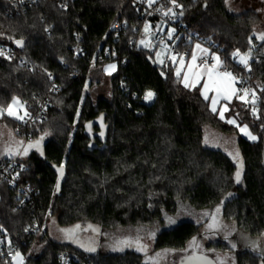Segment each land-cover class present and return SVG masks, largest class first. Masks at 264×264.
<instances>
[{"label":"trees","instance_id":"1","mask_svg":"<svg viewBox=\"0 0 264 264\" xmlns=\"http://www.w3.org/2000/svg\"><path fill=\"white\" fill-rule=\"evenodd\" d=\"M226 1L176 0L187 34L194 37L190 42L183 38L179 49L184 52L194 42L204 41L215 47L225 66L231 65L233 53L249 54L250 81L262 96V115L264 41L257 43L253 36L258 13L234 14ZM120 3L71 0L63 10L56 0H44L11 15L8 1L0 0V46L17 49L26 61L23 66L16 59L0 57V108H7L13 98L29 105L34 114L46 105L44 119L33 125L6 115L0 123L28 144L40 141L42 130L52 134L22 161L21 184L38 191L31 203L17 208L15 191L0 183V222L15 242L24 238L34 221L44 225L50 216L56 217L60 228L91 226L107 236L119 228L160 224L165 215L175 217L186 207L194 217L163 228L154 246L155 251L184 253L199 236L201 225L213 224V213L224 203L219 218L233 232L227 240L209 242L207 255L218 264H224L223 254L232 255L235 264H264V251L249 246L264 237L263 116L256 119L253 106H241L237 120L246 123L258 141L240 137L210 110L199 88L181 83L172 64L154 63L156 49L139 47L142 29L158 20L140 17L130 1L121 12ZM121 21L127 28L115 30ZM76 44L84 49V57L75 56ZM106 49L118 54L112 61L117 63L111 76L112 98L93 102L85 97L82 102L90 75L104 74L110 62L90 61ZM149 91L154 97L144 101ZM238 107V101L231 104L229 115L236 117ZM206 126L237 137L243 163L239 183L238 163L223 151L204 146ZM37 242L42 251L28 255ZM63 250L78 256L81 264H144L134 252L86 253L71 243L58 244L47 230L22 246L24 264H58ZM185 255L191 253L179 257L177 264ZM0 264L13 263L0 257Z\"/></svg>","mask_w":264,"mask_h":264},{"label":"rangeland","instance_id":"2","mask_svg":"<svg viewBox=\"0 0 264 264\" xmlns=\"http://www.w3.org/2000/svg\"><path fill=\"white\" fill-rule=\"evenodd\" d=\"M227 8L229 9L230 12L234 14H241L247 10H254L258 13V23L254 26L253 29V36L256 39L257 43H261L262 40L258 39L257 37L260 34H264V0H227L226 1ZM148 26V31H145V27L142 29L141 32V39L139 41V47L143 49H148L150 51H155V56H154V63L156 65L162 66L164 65V58L166 56L167 51L169 53V44L168 41H160L161 36H170L173 33V29H167V25L163 22H157L156 26L153 27L152 23H147ZM167 33V35H165ZM168 38V37H167ZM141 41H144L142 44ZM199 44L200 48H197L196 45ZM201 49H206L201 42L196 41L194 44H192L191 47H189V50H185L186 52H189V55L186 57L185 56V51L184 53L179 57H175V60H172V66L175 69L179 68L180 69V75L178 76L181 80V83L184 85V76L185 74L188 75V83L189 85L193 84V77H192V72H203L204 75L201 76V79L199 82L195 83V87H188L190 89L194 88H199L200 93L203 90L205 82L208 80V76L206 73L205 68L204 69H199L197 67V59L201 55V53H208L202 51ZM195 54L197 57L195 61V66L192 69V72L189 71L188 66L192 63V55ZM241 55H244L240 53ZM217 56L216 54L212 55ZM181 58L183 59V63H181ZM236 63L238 66L245 67L246 70L250 69V65L248 62V66L246 67L244 64L240 63L239 56H235ZM162 61V62H161ZM250 61V59H249ZM216 61H214L211 65L208 67L210 68L213 64H215ZM110 65H115V68L112 69L109 66ZM117 63L116 62H109L107 63L104 68V74L100 72H93L90 75V78L86 84L84 93L82 95V102L85 99V97H89L93 102H96L98 99H105V100H110L112 98V86H111V76L115 72ZM224 67L223 62L220 59V67L216 69V71L220 72V69ZM177 75V74H176ZM234 77H236L234 74H232ZM91 84V86H90ZM233 88L237 90L235 94H232L230 100H225L221 97L217 98V103L215 105L216 111L213 112L212 110V98L217 96L216 91L210 90L208 92V97L206 101L209 103V108L210 110L218 115V118L222 120L223 122L227 123L228 120H235V124H230L227 123L229 126L234 127L239 136L245 139L248 142L255 143L258 141L257 136L251 131L250 127L246 123H240L238 120L239 115H240V109L242 107H247L250 104H252L253 101H255L256 97V92L254 90L249 91L248 90V95H244L243 89H240V82L238 81L236 77V82L232 85ZM251 93V96H250ZM252 93H255V97L253 98ZM202 96V95H201ZM243 97L242 99H239L237 97ZM204 99V96H202ZM18 101L17 104L13 105V112L15 115H18L20 117H25V113H28L26 105L19 99L16 98ZM205 100V99H204ZM235 101L239 102V107L235 109L236 117L230 116V105L233 104ZM12 104V102L10 103ZM8 108V107H7ZM5 108V109H7ZM260 110H261V105H260ZM223 112L224 119L220 118V113ZM261 113L255 112L256 119L260 118V116H263L264 118V101L262 104V115ZM3 115H6L12 119L20 121L21 119H16L15 115L14 116H9L7 115V112H5ZM0 116V119L3 117ZM238 117V120H237ZM247 126V133H249L251 136H255L256 139H250L249 135L246 134L245 132L241 131V128H244V126ZM40 138L39 140L42 142L48 141L52 134L50 131L42 130L40 132ZM43 137V139H41ZM25 141L20 139L15 132L14 129L10 128L7 124L5 123H0V162L4 159H6L9 156H14L17 155L16 152H19L21 150V146L24 144ZM208 142V143H207ZM204 146L210 149H218L223 151L226 154L231 153L230 157L233 159V156L236 154L238 150L237 148V137L235 135H224L221 132H219L217 129L206 126L204 128ZM28 155V154H27ZM26 159V157H23ZM239 160H241L240 152H239ZM234 162L237 163L236 160L233 159ZM224 204V203H223ZM223 204H220L218 206L219 212L215 211L213 213V217H215V221L213 220L212 223L215 224L214 227L209 228L206 227V225H201L200 231H199V236L195 239V243L191 242L188 249L187 253H193L194 251L200 252V247H203L207 245L209 242H214L216 240H219V235L220 234L222 237L229 235V232H233V228L230 225H227V223H222L221 219L219 216L221 215V207ZM188 217H194L191 216V213L189 212L188 208H182L180 210L178 215H175V217H167L166 215L164 216V220L162 223H157L154 225H151L149 228H133V227H125V228H119L115 229L113 232L109 233V235L104 236L102 238V234L98 235L97 231H93V227H85V228H80L75 230H71L70 234L66 233L64 231H61L56 217L50 216L47 218L45 224H44V229L48 231V236L49 238L58 243V244H69L74 245L77 248L82 249L86 253H92L94 251H88V248H94L96 251V248L99 251H102L104 253H124V252H134L140 256L143 257L144 259V264H177L178 263V258L183 256L186 252L184 253H176L173 251H155V237L161 231L163 228H172L175 227L179 221L183 219H187ZM198 222L202 223L204 220L202 218H198ZM214 231L217 234L211 232ZM129 241L130 245H125L120 243L121 241ZM241 243V242H240ZM196 248L195 246H197ZM251 248H255L257 250H261L264 248V237L258 240L257 242H250L249 243ZM73 246V247H74ZM137 247H143L144 250L142 251H137ZM196 248V249H195ZM236 249H239V245H236ZM40 251H42V245L38 242L35 243V245L32 246L30 249V252L28 255L31 254H37ZM217 257L220 256L216 255ZM224 259V264H235L234 263V258L232 255H221ZM25 259V257H24ZM22 258H18L13 264H24L25 260Z\"/></svg>","mask_w":264,"mask_h":264},{"label":"built area","instance_id":"3","mask_svg":"<svg viewBox=\"0 0 264 264\" xmlns=\"http://www.w3.org/2000/svg\"><path fill=\"white\" fill-rule=\"evenodd\" d=\"M11 15L19 14L20 12L31 8L32 6L44 1V0H7ZM120 10L122 12L124 4L126 1L132 2L135 7L136 12L142 18H155L158 22H163L167 25V29L172 28L173 33L170 36H161L160 41H168L169 53L165 59L164 64L168 65L172 63L173 57L179 58L184 52L179 49L180 42L183 38L187 42L194 40L192 35L187 34V30L182 22V15L178 11L177 2L174 5L171 0H156L151 6H149L147 0H120ZM71 0H56V3L63 10H67L70 5ZM169 9L171 11L169 12ZM168 15H165V13ZM127 28V22L121 21L114 26L115 30L121 31ZM168 37V38H167ZM81 40V38L79 39ZM200 42V41H199ZM208 49V53H201L197 59V67L199 69H204V62H207V66L211 65L214 60L212 55L216 54L215 47L207 45L204 41L201 42ZM72 50L76 57H84L85 51L79 44L72 47ZM0 51L4 54L0 57H5L7 59H16L23 66L26 65V61L22 55L15 48H10L7 46H0ZM189 52L185 51V56L187 57ZM118 58V54L115 50L106 49L104 52L90 61L92 65L96 62L104 61H114ZM230 66H225L220 69V72L228 71L234 74L238 81L240 82V89H248L249 91L254 90L256 92L255 101L249 106H253L254 112H260V101L262 99L261 94L255 89L250 81L249 70L245 67L238 66L236 63L235 56L230 57ZM251 96V93H250ZM154 97V96H153ZM152 97V98H153ZM151 98V99H152ZM144 101L145 98H143ZM27 115L20 120L22 125L28 123L35 124L37 121L44 119V114L46 112V105H40L37 113H33L30 106L26 104ZM6 162H0V183H6L12 190L15 191L17 208L21 209L31 203L35 196H37L38 191L29 185L21 184V174L25 172V166L22 161L24 159L19 157H8ZM46 229L44 225H41L38 221H34L29 225L24 231V238L15 242L12 240L9 231L0 222V257L7 262L14 263L18 258L24 259V253L22 251V246L29 243L30 239L36 235L44 234ZM20 254V257H16V253ZM58 264H81V260L78 256L73 254L70 250H63L58 255Z\"/></svg>","mask_w":264,"mask_h":264},{"label":"snow or ice","instance_id":"4","mask_svg":"<svg viewBox=\"0 0 264 264\" xmlns=\"http://www.w3.org/2000/svg\"><path fill=\"white\" fill-rule=\"evenodd\" d=\"M147 2L149 4V6H151L153 3L156 2V0H147ZM171 2L174 5L176 4V0H171ZM177 6H179V5H177ZM170 11H171V9H169V12ZM165 15H168V13L166 12ZM145 31L146 32L148 31V26L147 25H145ZM257 38L262 40V41H264V34H260ZM16 43L18 45H22L23 41L17 40ZM141 43L143 44L144 41H141ZM196 47L200 48V45L197 44ZM201 50L204 51V52H207V49H201ZM3 54L4 53L2 51H0V55H3ZM233 55L234 56H239L240 63L244 64L246 67L248 66V62H249V58H250L249 54L241 55L239 53V51H237V52L233 53ZM196 59H197V57L195 56V54H193L192 55V63L188 66L190 72H192V69L195 66ZM173 60H175V57H173ZM213 60L216 61V63L213 64L210 68L207 66V62H204V67H205V70H206V73H207V76H208V80L204 84L203 90L201 91V95L204 96L205 100H207V99H209L208 92L210 90L216 91L217 96L212 98V105H213L212 110H213V112H215L216 111L215 105L217 103V98L222 96L223 99L230 100L232 94H235L237 92V90L232 87V85L236 82V77H234L232 75V73L228 72V71H223V72L216 71V69H218L220 67V58L217 57V56H213ZM181 63H183V59L182 58H181ZM109 67L114 69L115 65H110ZM176 74H177V76L180 75V69L179 68L176 69ZM202 75H204L203 72H199V71L192 72L193 84L189 85V83H188L189 77H188L187 74H185V76H184V86L186 88H188L190 86L191 87H195V83L199 82V80L201 79ZM243 93H244L245 96L248 95L249 94L248 93V89H243ZM153 95H154V93L149 91V92L146 93L144 98H145V100H150L153 97ZM252 95H253V98H254L255 97V93H252ZM237 98L242 99L243 97H239L238 96ZM17 103H18V101L16 100V98H13L12 104H9L7 109L0 108V116H2L5 112H7V115H9V116H14L15 113L13 112L12 108H13V105L17 104ZM25 115H27V113H25ZM15 118L16 119H23V117H20L18 115H15ZM220 118L224 119L223 112L220 113ZM227 123L235 124V120H231L230 119V120L227 121ZM246 129H247V126L245 125L244 128H241V131L245 132L246 134H248L250 139L255 140L256 137L255 136H251L249 133H247ZM101 135H103V133H101ZM41 139H43V137ZM39 145H40L39 141H36L35 144H29L28 147L24 149V155H27L28 149H30V148H34L35 147L37 150H39ZM229 155H231V153H229ZM238 158H239V152L237 151L236 154L233 156V159L236 160L237 163H238V170H237V172L235 174V179H236L237 183H239L240 180H241V170L240 169H242V167H243L242 161L239 160ZM58 171H61V173H62V169H58ZM58 187H59V185H57V188ZM216 211L219 212V208H217ZM213 220L215 221V217H213ZM214 226H215V224L208 225L209 228H212ZM79 227H80L79 225L76 226V228H79ZM89 227H91V226H89ZM93 230L97 231L96 229H93ZM61 231H64V232L69 233V234L71 232V230H65V229H61ZM120 243L125 244V245H130V242L127 241V240L121 241ZM193 243H195V240H193ZM233 247H235V245H233ZM87 250L88 251H95L94 248H88ZM142 250H144L143 247H137V251H142ZM16 257H20V254L18 252L16 253ZM199 259H206V258L201 257ZM21 260H22V258H21Z\"/></svg>","mask_w":264,"mask_h":264},{"label":"water","instance_id":"5","mask_svg":"<svg viewBox=\"0 0 264 264\" xmlns=\"http://www.w3.org/2000/svg\"><path fill=\"white\" fill-rule=\"evenodd\" d=\"M103 142H105V141H103ZM30 149H33V148H30ZM62 183H63V178L59 182V188H58L59 193H61ZM201 257H204L206 259H199ZM180 264H217V263L213 259H211L205 255H202L200 253H194L193 255H189V256L184 257L180 261Z\"/></svg>","mask_w":264,"mask_h":264},{"label":"flooded vegetation","instance_id":"6","mask_svg":"<svg viewBox=\"0 0 264 264\" xmlns=\"http://www.w3.org/2000/svg\"><path fill=\"white\" fill-rule=\"evenodd\" d=\"M237 148H238V140H237ZM238 150H239V148H238ZM229 155V154H228ZM230 156V155H229ZM78 229V228H77ZM77 229L75 230V229H73V230H75V231H77ZM94 229V228H93ZM65 230H72V228H70V229H65ZM72 230V231H73ZM80 230V229H79ZM94 231V230H93ZM95 232V231H94ZM97 234L98 235H100L101 233L97 230ZM212 233H215L216 234V232H212ZM219 235V237H220V239H225V240H227L228 239V237H227V235L226 236H221L220 234H218ZM103 237H104V235H103ZM102 237V238H103ZM227 237V238H226ZM263 238V237H262ZM261 239V238H260ZM260 239H258V240H260ZM258 240H255V241H253V242H257ZM208 245V244H207ZM207 245H205V246H203V247H200L199 249H200V252H197V251H194L191 255H193L194 253H200V254H202V255H205V256H207V257H209V258H211L210 256H208L207 254V252H206V247H207ZM196 248H198V244H197V246H195ZM195 248V249H196ZM97 249V248H96ZM99 249V248H98ZM97 249V250H98ZM259 252H263L264 251V248L263 249H261V250H258ZM187 256H189V255H187ZM184 257H186V255L184 256ZM212 259V258H211ZM214 260V259H213ZM215 261V260H214ZM216 262V261H215ZM217 263V262H216ZM218 264V263H217Z\"/></svg>","mask_w":264,"mask_h":264},{"label":"crops","instance_id":"7","mask_svg":"<svg viewBox=\"0 0 264 264\" xmlns=\"http://www.w3.org/2000/svg\"><path fill=\"white\" fill-rule=\"evenodd\" d=\"M152 26L153 27H155L156 26V23L155 24H153L152 23ZM165 35H167V33L165 34ZM157 48V47H156ZM155 48V49H156ZM166 52V56H165V58H164V62H165V59H166V57L168 56V52L167 51H165ZM164 62H163V64H164ZM208 143V142H207ZM28 143L27 142H24V144L21 146V150H19V152H16V154L17 155H14V156H9V157H19V158H22V159H24L23 157L25 156L26 158L30 155V151H31V149H28V155H24V149L25 148H27L28 147ZM8 158V157H7ZM74 246V245H73ZM75 247V246H74ZM75 248H77V247H75ZM77 249H79V250H82V249H80V248H77ZM83 251V250H82ZM96 251H97V249H96ZM96 251H94V252H96ZM85 252V251H84Z\"/></svg>","mask_w":264,"mask_h":264}]
</instances>
